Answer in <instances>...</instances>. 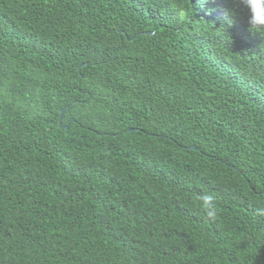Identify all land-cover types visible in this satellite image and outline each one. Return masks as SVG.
I'll return each instance as SVG.
<instances>
[{"label": "trees", "instance_id": "obj_1", "mask_svg": "<svg viewBox=\"0 0 264 264\" xmlns=\"http://www.w3.org/2000/svg\"><path fill=\"white\" fill-rule=\"evenodd\" d=\"M257 206L264 35L235 0H0V264H264Z\"/></svg>", "mask_w": 264, "mask_h": 264}, {"label": "clouds", "instance_id": "obj_2", "mask_svg": "<svg viewBox=\"0 0 264 264\" xmlns=\"http://www.w3.org/2000/svg\"><path fill=\"white\" fill-rule=\"evenodd\" d=\"M238 11L246 13L248 28L253 33L264 35V0H235ZM196 199L199 201L201 210L209 217L215 218L218 208L215 197L211 193L202 192ZM258 215H264V206H257Z\"/></svg>", "mask_w": 264, "mask_h": 264}, {"label": "water", "instance_id": "obj_3", "mask_svg": "<svg viewBox=\"0 0 264 264\" xmlns=\"http://www.w3.org/2000/svg\"><path fill=\"white\" fill-rule=\"evenodd\" d=\"M66 111H67V108H64V109L62 110V114H61V117H60V122H62L63 116L65 115ZM129 131H130V132L134 131V128L129 129ZM189 148H190V149H196V150L199 149V148H198L197 146H195V145H192V146H190Z\"/></svg>", "mask_w": 264, "mask_h": 264}]
</instances>
